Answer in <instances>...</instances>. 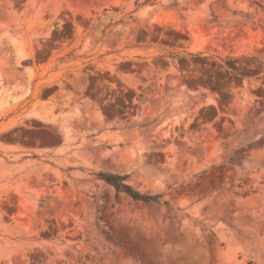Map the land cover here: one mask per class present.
<instances>
[{
  "label": "rangeland",
  "instance_id": "obj_1",
  "mask_svg": "<svg viewBox=\"0 0 264 264\" xmlns=\"http://www.w3.org/2000/svg\"><path fill=\"white\" fill-rule=\"evenodd\" d=\"M0 264H264V0H0Z\"/></svg>",
  "mask_w": 264,
  "mask_h": 264
},
{
  "label": "trees",
  "instance_id": "obj_2",
  "mask_svg": "<svg viewBox=\"0 0 264 264\" xmlns=\"http://www.w3.org/2000/svg\"><path fill=\"white\" fill-rule=\"evenodd\" d=\"M195 56H199L194 54ZM233 58H229L226 68L227 70H235V64H232ZM241 77L244 78L245 74H241ZM227 87V86H226ZM97 178H100L113 186L117 192H123L130 196L135 201H142L145 203H157L160 204L161 202L169 205V201L161 200L162 194H149V193H142L133 188V186L127 181L129 175L127 174H118V173H109V172H98L96 173Z\"/></svg>",
  "mask_w": 264,
  "mask_h": 264
}]
</instances>
